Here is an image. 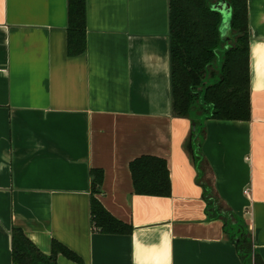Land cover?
<instances>
[{
	"label": "crops",
	"instance_id": "1",
	"mask_svg": "<svg viewBox=\"0 0 264 264\" xmlns=\"http://www.w3.org/2000/svg\"><path fill=\"white\" fill-rule=\"evenodd\" d=\"M168 0H85V50L67 51V0H0V264L20 228L58 264H243L217 200L243 219L264 263V0H247L250 117L172 113ZM195 123V122H194ZM165 160L166 196L129 169ZM102 172L92 185L90 171ZM95 197L129 233L96 228Z\"/></svg>",
	"mask_w": 264,
	"mask_h": 264
},
{
	"label": "trees",
	"instance_id": "2",
	"mask_svg": "<svg viewBox=\"0 0 264 264\" xmlns=\"http://www.w3.org/2000/svg\"><path fill=\"white\" fill-rule=\"evenodd\" d=\"M169 1V65L172 113L196 123L194 138L203 129V120H248L250 89L248 66L247 0H225L230 6L231 38L223 41L221 14L212 9L220 0ZM67 51L85 50V0H67ZM192 135V137H193ZM198 152L193 153L197 163ZM129 169L136 194L166 196L170 193L164 159L141 155ZM92 185L100 184L102 172L90 171ZM208 201L211 217L223 219L224 231L234 242L243 264H264L253 250L251 234L241 217L217 200ZM90 211L96 228L106 233H129L131 226L114 218L95 198ZM11 251L15 264H58L57 252L78 259L65 246L53 242L51 253L43 254L18 227L11 230Z\"/></svg>",
	"mask_w": 264,
	"mask_h": 264
},
{
	"label": "water",
	"instance_id": "3",
	"mask_svg": "<svg viewBox=\"0 0 264 264\" xmlns=\"http://www.w3.org/2000/svg\"><path fill=\"white\" fill-rule=\"evenodd\" d=\"M212 9L219 11L221 14V23L219 26V31L223 41L229 40L232 36L229 28L230 6L228 2H226L225 0L217 1L216 3L212 4ZM195 129H196V123L192 122L191 130L189 133V151L192 156H193V150L191 146V138Z\"/></svg>",
	"mask_w": 264,
	"mask_h": 264
}]
</instances>
